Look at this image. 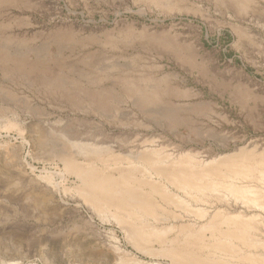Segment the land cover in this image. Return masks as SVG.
<instances>
[{
	"label": "rangeland",
	"instance_id": "obj_1",
	"mask_svg": "<svg viewBox=\"0 0 264 264\" xmlns=\"http://www.w3.org/2000/svg\"><path fill=\"white\" fill-rule=\"evenodd\" d=\"M241 148L264 155V0H0V264H264L260 220L230 249L215 248L223 220L177 229L258 210H158L149 223L176 229L148 255L64 164L117 179L152 151L206 163Z\"/></svg>",
	"mask_w": 264,
	"mask_h": 264
},
{
	"label": "bare ground",
	"instance_id": "obj_2",
	"mask_svg": "<svg viewBox=\"0 0 264 264\" xmlns=\"http://www.w3.org/2000/svg\"><path fill=\"white\" fill-rule=\"evenodd\" d=\"M7 127L17 128V125L9 123ZM162 154L156 151L149 155L142 154L140 160L145 167L140 165L120 170L117 179H113L105 170L98 172L89 166L82 167L72 159L66 160L64 164L67 172L80 179L81 184L75 191L83 201L99 214L108 215L121 225L132 245L143 253L153 254L145 244L161 243L169 231L176 229L172 225L168 228H156L149 223L151 219H157L158 210H170L168 207L184 211L195 210L194 214L198 219L207 217L205 210H229L213 208L216 204L225 207L238 204L245 210H258L259 214L250 216L241 213L239 216H229L217 211L209 220L198 225L200 227L196 230L192 228V223V226L180 224L177 227L180 234L193 238L201 236L207 229L216 230L219 222L223 220L222 224L227 223L229 226L226 231L215 236L216 249H230L233 240L244 246L255 242L250 237V231L254 229L252 224L259 220L264 223V155L256 156L253 151L241 148L235 153L202 163L188 152L181 153L175 160ZM147 169L158 177L156 181ZM171 188L177 190L178 194L171 191ZM207 205L210 206L209 209L205 208ZM174 214L171 216L175 217ZM162 253L175 258L170 250ZM174 263L196 264L189 261L181 263L178 260Z\"/></svg>",
	"mask_w": 264,
	"mask_h": 264
}]
</instances>
